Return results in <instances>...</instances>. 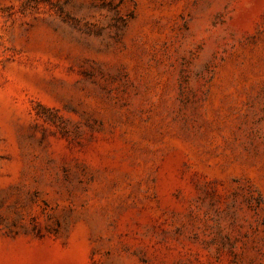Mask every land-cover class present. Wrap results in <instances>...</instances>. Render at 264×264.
Wrapping results in <instances>:
<instances>
[{
    "label": "rangeland",
    "instance_id": "rangeland-1",
    "mask_svg": "<svg viewBox=\"0 0 264 264\" xmlns=\"http://www.w3.org/2000/svg\"><path fill=\"white\" fill-rule=\"evenodd\" d=\"M0 264H264V0H0Z\"/></svg>",
    "mask_w": 264,
    "mask_h": 264
}]
</instances>
